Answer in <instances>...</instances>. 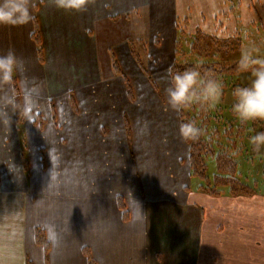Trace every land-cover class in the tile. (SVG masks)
I'll return each mask as SVG.
<instances>
[{"label":"crops","instance_id":"0c3cea01","mask_svg":"<svg viewBox=\"0 0 264 264\" xmlns=\"http://www.w3.org/2000/svg\"><path fill=\"white\" fill-rule=\"evenodd\" d=\"M32 2L30 24L0 26V54L11 49L23 61L13 81L0 85V97L13 98L12 83L21 90L25 138L32 149L29 168L34 171L30 179L35 176L53 184L52 169H66L65 184L70 192L41 191L42 197H51V207L45 209L42 199L26 196L28 178L10 171L13 159L21 169L13 103L6 105L0 100V191H22L17 198L23 204L18 209L17 225L10 223L11 213L4 211L2 215L0 205V264H89L88 260L92 264H264V196L259 200L253 196L227 198H243L242 209H228V241L224 244L219 229H215L216 244L212 236L210 257L188 259L186 248H182L178 258V248L167 246L190 242L186 235L172 236L186 230L155 225L152 218V202L179 187L182 172L184 182L188 185L190 181L178 118L175 126L171 110L149 112L150 101L160 97H134L130 101L122 96L118 87L123 88V84L115 80L118 77L111 68L115 60L122 70L138 74L129 42L175 40L176 26L184 19L192 26L213 25L223 18L244 27L256 26L259 19L253 17L264 16V0H239L237 15L216 11L225 0H90L80 13L59 11L51 0ZM34 22L40 56L32 39ZM117 25L127 37L106 44L110 30L117 33ZM147 52L148 57H155L156 52ZM165 52L162 43L158 52L161 60ZM113 84L117 95L109 96L107 91ZM27 90H39L40 96L28 95ZM162 130L166 140L158 143L162 147H155L154 137L161 136L158 133ZM163 156L168 158L166 162ZM6 180L12 185H4ZM33 183L36 189L38 181ZM16 184L18 187H13ZM7 200L0 197V204ZM36 229L43 231L47 249L35 242ZM159 242L163 246H155ZM223 247L228 251L239 247L242 256H219Z\"/></svg>","mask_w":264,"mask_h":264},{"label":"rangeland","instance_id":"374dc122","mask_svg":"<svg viewBox=\"0 0 264 264\" xmlns=\"http://www.w3.org/2000/svg\"><path fill=\"white\" fill-rule=\"evenodd\" d=\"M226 5V6H225ZM236 5L239 7L240 2L239 0H225L224 6L220 8H216V11L219 10L223 15H227V11L229 12V7L230 6H235L237 8L234 11V15L238 14L239 8L236 7ZM214 8V9H215ZM230 13V12H229ZM255 17V16H254ZM253 19H259L256 26L253 27H248V26H243L241 22L233 23L232 19H226L223 18L221 22H217L216 24H209L207 23L205 26H192L188 24L189 19H184L185 24H181L180 26H183L185 28V31L189 34H193L196 29H199L201 32L204 34H212L216 35L218 37H227V36H232L234 34L240 35L242 43L244 44L243 48V53L241 57L245 54L250 56L253 60H264V19L260 23L261 19L264 18V16H256ZM235 19H237L235 17ZM252 19H250L251 21ZM134 23V22H133ZM139 24H142V20H138ZM221 24L220 26H218ZM189 25V26H188ZM138 26V24H137ZM136 27L137 33H139V27ZM125 27V26H124ZM141 27V26H140ZM244 27V29H243ZM35 28L37 30V25L35 24ZM119 26H116V31L117 33L115 34L114 31L110 30L112 32V35L106 39L105 43L108 45H111V41L117 39V42L119 39L122 37L125 38L127 37V32H120ZM114 30V29H113ZM122 31V30H121ZM38 33V30H37ZM104 34H110V33H104ZM177 39V31H176V37L175 40L171 41H165V42H160L159 40L155 39L154 41H138V42H129L130 45L132 46V51H131V56L136 62V65L138 67V74L132 76V73H128V71L122 70L119 66V64L115 61L112 60L111 62V68L114 70V74L116 77H118L117 80H121L123 84L122 87L119 88V92L122 96L128 97L130 101L134 100V97H143L146 99H155V97H160L156 98L155 101H150L149 105V112L153 114H159L160 112L163 114L164 112L171 110L168 105H167V98L165 94V87L168 84V72L170 67L172 66L174 61H191L195 59V56L189 53L188 49V44L192 41V38H185L182 40V45H181V50L186 52V55L184 58H178L175 55V42ZM162 43L165 46V58L162 60V58L158 52L160 49H162ZM154 47V48H152ZM152 50L153 52H156L155 57L153 58L148 57L147 51ZM161 61L159 64L155 61H158L156 59ZM154 59V60H153ZM164 63L162 66L161 63ZM113 63L116 64L117 71L113 68ZM255 66V65H253ZM133 77H131V76ZM131 77V78H130ZM139 79V80H138ZM149 84H147V81ZM251 80V73L250 71L240 73L234 78H229L226 81V86L227 89L225 90V96L217 101L215 104V113L217 112L218 109L222 110V120L227 121L232 125V134H234L236 128L239 126V120L235 117L233 111H232V104L234 102V97L232 96L233 92V87L236 85L237 87L245 86L248 83H250ZM145 84H143V83ZM15 84V83H14ZM13 86V84H12ZM15 86L18 89V86L15 84ZM116 85L113 84V86L108 88L107 95H117L116 90L117 88L114 87ZM117 86H120V84ZM21 90H18L19 93V100L20 97L22 96ZM26 94L28 95H37L40 96L39 90L38 92L35 90H27ZM156 92L158 94H156ZM13 100V109H14V117H15V104H14V98ZM21 102V101H20ZM164 103V104H163ZM54 104V103H53ZM53 104L50 106L53 108ZM20 104V108H21ZM54 106H57L54 104ZM230 109V111H227L226 109ZM228 109V110H229ZM226 110V111H224ZM21 122L17 123L15 120V127L17 129V136L19 139V148H20V162H21V169H18V165H15V159L11 160L12 168L11 170V175H20V173L25 174V176L28 178L27 182V193L26 196L30 198L31 200H36L38 198L42 199V208L45 209L46 206H50L51 203L49 202L50 198L47 194L42 197L40 195L41 191L46 192L47 190H53L54 194H67L70 192V189L67 188L66 183V178H67V170L66 169H52L54 173V183L53 184H45L42 182V179L39 177H32L30 179L31 172L33 173V169L30 170L29 168V153L32 151L30 150L29 146L26 143V138H25V127H24V113L21 108ZM59 112V111H58ZM143 112V111H142ZM52 116L55 117V112H52ZM171 123L175 126L177 125V118L178 115L176 114V111L171 110ZM53 117V118H54ZM153 121V118H150ZM155 119H158L156 116ZM161 120V119H158ZM125 122V121H124ZM179 122V118H178ZM42 123V122H40ZM127 124V121L125 122ZM249 124L246 128L248 129L245 134L242 135V141H245L244 135L248 134L250 137L255 135L257 133L258 129H264V121L259 120V124H262V127L259 126L256 128V131L251 130L249 128L251 122L249 121ZM180 125V123H179ZM127 128V127H126ZM174 130V129H173ZM158 132V131H156ZM166 131L162 130L161 134L158 133L161 136H155V147L156 146H161L162 143L158 144L160 141H165L166 138L164 137V133ZM174 137V136H173ZM233 138V135L231 136ZM174 140V139H173ZM238 140V139H237ZM157 143V144H156ZM167 146V145H166ZM251 146L250 139H247L246 144H245V149L247 152H249ZM244 148V147H243ZM164 149V148H163ZM166 149V147H165ZM164 149V151H166ZM146 150V149H145ZM251 150V149H250ZM254 152V154H252ZM251 151L248 155H244L239 162V179L242 182H245L248 186H253L256 193L253 195L256 200L261 199V196H264V146H260L259 148H255L254 151ZM65 155V154H63ZM180 157H182V152ZM164 161L168 160L166 156H163ZM50 159V158H49ZM51 160V159H50ZM247 160V161H246ZM249 160V161H248ZM165 161V162H166ZM26 166V167H25ZM183 168V166H181ZM214 172V165L210 164L209 169L207 171V174L211 177V175ZM50 173V172H48ZM46 174V173H43ZM189 174V170H188ZM38 178V179H37ZM184 174L183 172L179 176L180 179V186L176 187V189H170V192H165L163 193L164 199L161 200H155L153 201V206L155 207V212L153 213V222L155 225L157 224H162V225H168V226H177L180 227L181 230H186V232H181L179 235H176L175 232L169 233L172 234V236H182L183 238L185 235L187 236V239L190 240L189 243L183 242V243H177L175 245L173 244H168L169 248L173 250L174 248H178L179 254L178 258L181 257L180 255V250L183 248L185 250V255L187 256L188 259L194 258L195 256H198L199 259L201 258H206L210 257L211 254V243H212V236H213V242L215 241V229H219V238L223 239L225 242L224 244L227 243L228 238H227V225H228V209H231L232 212L234 208L236 207L239 210L242 209V200L241 199H227L230 198V196L227 193L228 188L226 187H218L217 190L221 192V196L215 197V196H210L207 194H204L202 192H199L196 190V188L199 186V181L197 179H191L190 181L188 180V185L187 182H184ZM36 179L38 181V186H36V189L34 187L33 181ZM211 180V178H209ZM15 183H17V180H14ZM31 182V183H29ZM64 182V183H63ZM12 183L7 182L4 185H9ZM14 184V183H13ZM3 184L0 182V186ZM13 187H18V184L16 186L13 185ZM49 191V193L51 192ZM0 191V197L2 198L3 196L6 197L8 200L4 201L0 205H2L1 209L2 210V215L3 212L5 211L7 214L11 213L12 219H10L11 224L17 225L19 223V218H18V212L21 207H22V202H20L17 198L19 194H22V191H14V188L12 189L11 192H3ZM43 192V193H44ZM11 196V197H10ZM10 198V199H9ZM48 203V205H47ZM235 203L237 205H235ZM26 207L27 209L29 208V201L27 199L26 202ZM51 207V206H50ZM248 209V207H246ZM1 214V212H0ZM152 223V220H151ZM232 223V222H230ZM217 227V228H216ZM161 235H164L163 233H160ZM159 233H156V236L160 235ZM167 234V235H169ZM215 235V236H214ZM227 240V241H226ZM184 241V239H183ZM163 243H156L155 246L161 247ZM214 245L216 244L215 242L213 243ZM234 252V254L232 253ZM214 253V252H213ZM219 256H224L232 259L233 257H241L242 256V250L239 249H231L230 251L227 250V248H219ZM203 262L204 261H200Z\"/></svg>","mask_w":264,"mask_h":264},{"label":"trees","instance_id":"16d2710c","mask_svg":"<svg viewBox=\"0 0 264 264\" xmlns=\"http://www.w3.org/2000/svg\"><path fill=\"white\" fill-rule=\"evenodd\" d=\"M236 7L238 6L236 5ZM236 9L235 6H230L229 12L232 13ZM180 23L185 24L186 22L184 20ZM181 24L176 26L175 55L178 58H184L186 52L181 50L182 40L192 38V41L188 44V51L195 56V59L191 61H174L170 69L182 71L191 66H198L202 75L206 78L211 76L221 81L223 89L222 95L218 99L219 102L225 96L226 81L240 73H244L238 66L244 48L241 37L238 33L232 36L218 37L212 34H204L199 29H196L193 34H189L183 26H180ZM32 39L37 47V54L40 56V42L35 22ZM112 65L117 71L116 64L113 63ZM12 84L16 110L15 120L20 123L22 121L20 117L22 111L19 107V93L15 84ZM236 87L235 85L233 88L235 89ZM214 107L192 104L178 112L179 123L192 121L201 129L196 139H183L187 147L189 178L197 179L200 182L196 188L197 191L210 196H221V192L217 190L220 186L228 188L227 193L230 197H251L256 193L254 187L248 186L238 178L240 175L238 160L244 157L245 154L248 155L251 151L253 152L256 148L251 143V150L249 149V152H247L245 149L247 139L251 138L248 134L244 135L245 141H242V135L248 130L246 127L249 124L246 123H249V121L241 122L239 120V126L232 134V125L222 120V115H220L222 110L218 109L215 113ZM228 109L226 110L230 111ZM250 122L249 128L253 131H256L259 126L262 127V124H259V120ZM261 131H264V129L257 130V132ZM232 135L233 138H231ZM210 164L214 165V172L211 177L207 174ZM35 242L47 249V243L41 229L35 230ZM88 262L92 264L91 260H88Z\"/></svg>","mask_w":264,"mask_h":264},{"label":"clouds","instance_id":"9594fccd","mask_svg":"<svg viewBox=\"0 0 264 264\" xmlns=\"http://www.w3.org/2000/svg\"><path fill=\"white\" fill-rule=\"evenodd\" d=\"M54 7L63 12L80 13L86 10L90 0H51ZM32 0H0V26H23L33 20ZM255 65V66H253ZM239 69L250 71L251 80L245 86L233 89L232 111L241 122L264 121V60H253L247 54L238 62ZM23 68V61L9 49L0 54V85L9 84L14 75ZM223 84L216 78L202 75L198 66L182 71L169 69L168 84L164 91L168 107L176 112L192 104L214 107L222 95ZM6 105L13 103L12 97H0ZM201 132L192 121L182 122L178 133L182 139H196ZM251 143L259 148L264 146V131L257 132Z\"/></svg>","mask_w":264,"mask_h":264}]
</instances>
